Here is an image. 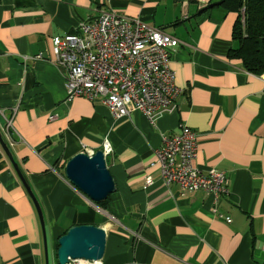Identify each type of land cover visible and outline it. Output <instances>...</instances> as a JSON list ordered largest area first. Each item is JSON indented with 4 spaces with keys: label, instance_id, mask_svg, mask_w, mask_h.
<instances>
[{
    "label": "crops",
    "instance_id": "1",
    "mask_svg": "<svg viewBox=\"0 0 264 264\" xmlns=\"http://www.w3.org/2000/svg\"><path fill=\"white\" fill-rule=\"evenodd\" d=\"M222 3L0 0V129L14 119L7 138L42 208L49 264H58V241L77 225L106 231L103 264H264V75L229 58L238 15ZM105 11L179 42L171 55L182 91L178 109L155 127L138 111L116 119L100 102L67 101L52 39ZM183 125L197 135L195 166L225 173V197L165 185L155 153ZM105 139L116 192L102 208L72 186L65 166L80 153L102 150ZM0 264H46L38 213L1 149Z\"/></svg>",
    "mask_w": 264,
    "mask_h": 264
},
{
    "label": "built area",
    "instance_id": "2",
    "mask_svg": "<svg viewBox=\"0 0 264 264\" xmlns=\"http://www.w3.org/2000/svg\"><path fill=\"white\" fill-rule=\"evenodd\" d=\"M178 44L162 29L105 11L81 23L74 34L54 37L52 62L64 73L68 102L77 98L100 102L116 119L138 111L155 127L178 109L182 91L171 68L172 50ZM13 121L6 119L7 130H15ZM197 140L193 130L181 126L178 135L163 137L155 153L156 165L166 186L177 185L181 194L204 191L218 200L229 194V181L221 171L212 169L205 174L195 166ZM102 150L107 157L112 153L107 139ZM151 184L148 178L146 185ZM69 264L103 263L74 260Z\"/></svg>",
    "mask_w": 264,
    "mask_h": 264
},
{
    "label": "water",
    "instance_id": "3",
    "mask_svg": "<svg viewBox=\"0 0 264 264\" xmlns=\"http://www.w3.org/2000/svg\"><path fill=\"white\" fill-rule=\"evenodd\" d=\"M210 5L207 9H212ZM207 9H204L207 10ZM7 130V126H5ZM0 129V149L13 165L20 181L31 198L42 227L45 261L49 264V250L45 220L42 208L34 195L25 176L15 162L9 142V130ZM65 177L79 192L95 204H101L116 192V183L108 166V159L103 150L94 154L80 153L67 162ZM107 233L96 225H77L71 227L58 241V264H69L74 260L90 262L102 261L106 251Z\"/></svg>",
    "mask_w": 264,
    "mask_h": 264
},
{
    "label": "trees",
    "instance_id": "4",
    "mask_svg": "<svg viewBox=\"0 0 264 264\" xmlns=\"http://www.w3.org/2000/svg\"><path fill=\"white\" fill-rule=\"evenodd\" d=\"M222 8L238 15L232 35L237 47L229 58L240 61L248 73L264 75V0H223Z\"/></svg>",
    "mask_w": 264,
    "mask_h": 264
}]
</instances>
